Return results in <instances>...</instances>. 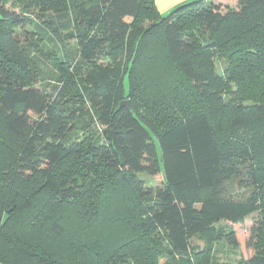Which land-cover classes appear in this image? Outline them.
<instances>
[{
	"label": "trees",
	"instance_id": "trees-1",
	"mask_svg": "<svg viewBox=\"0 0 264 264\" xmlns=\"http://www.w3.org/2000/svg\"><path fill=\"white\" fill-rule=\"evenodd\" d=\"M224 1L0 0L1 264H264V0Z\"/></svg>",
	"mask_w": 264,
	"mask_h": 264
},
{
	"label": "rangeland",
	"instance_id": "rangeland-1",
	"mask_svg": "<svg viewBox=\"0 0 264 264\" xmlns=\"http://www.w3.org/2000/svg\"><path fill=\"white\" fill-rule=\"evenodd\" d=\"M194 1V0H192ZM215 2L217 3H222V4H228V5H233V2H227L224 0H215ZM168 14V13H167ZM165 14V15H167ZM51 46V45H49ZM44 66V65H43ZM158 148V152H159V147ZM162 171V170H161ZM162 172L156 174V175H148L145 172H140L138 173V177L145 179L148 184L150 186L154 187H158L162 184V180H163V176H162ZM257 218V213H253L251 214L246 221L243 224H230L227 222H220L218 224H222L223 226L227 224V226L232 227L233 229L239 231L240 233H242L243 235H246L249 232V229L251 228L253 221ZM212 254L215 256V260L216 262L220 263V264H237L239 258L241 256H247L248 252L243 250V249H237L234 248L232 246H228L227 244H224L223 241L219 240L217 242L216 247H214V251L212 252Z\"/></svg>",
	"mask_w": 264,
	"mask_h": 264
},
{
	"label": "crops",
	"instance_id": "crops-1",
	"mask_svg": "<svg viewBox=\"0 0 264 264\" xmlns=\"http://www.w3.org/2000/svg\"><path fill=\"white\" fill-rule=\"evenodd\" d=\"M160 14L165 15L181 4L192 0H153ZM1 264V263H0Z\"/></svg>",
	"mask_w": 264,
	"mask_h": 264
},
{
	"label": "water",
	"instance_id": "water-1",
	"mask_svg": "<svg viewBox=\"0 0 264 264\" xmlns=\"http://www.w3.org/2000/svg\"><path fill=\"white\" fill-rule=\"evenodd\" d=\"M124 103H125V104H128L127 102H122V104H124ZM127 106H128V105H127Z\"/></svg>",
	"mask_w": 264,
	"mask_h": 264
}]
</instances>
